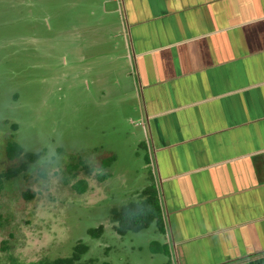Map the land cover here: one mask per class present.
Listing matches in <instances>:
<instances>
[{
    "label": "crops",
    "instance_id": "0c3cea01",
    "mask_svg": "<svg viewBox=\"0 0 264 264\" xmlns=\"http://www.w3.org/2000/svg\"><path fill=\"white\" fill-rule=\"evenodd\" d=\"M28 3L129 106L147 173L128 202L159 206L144 264H264V0Z\"/></svg>",
    "mask_w": 264,
    "mask_h": 264
},
{
    "label": "rangeland",
    "instance_id": "374dc122",
    "mask_svg": "<svg viewBox=\"0 0 264 264\" xmlns=\"http://www.w3.org/2000/svg\"><path fill=\"white\" fill-rule=\"evenodd\" d=\"M29 4L0 0V172L27 162L7 154L9 140L40 153L0 185V264L70 255L78 240L89 244L81 258L93 264H144L155 235L118 233L112 218L146 182L138 139L123 119L129 106L118 107L119 94L102 95L96 79L81 80L98 65L85 69L62 21H42L44 11ZM100 224V236L87 232Z\"/></svg>",
    "mask_w": 264,
    "mask_h": 264
},
{
    "label": "trees",
    "instance_id": "16d2710c",
    "mask_svg": "<svg viewBox=\"0 0 264 264\" xmlns=\"http://www.w3.org/2000/svg\"><path fill=\"white\" fill-rule=\"evenodd\" d=\"M6 151L11 157L23 153L27 157V162H24L23 164L16 167H10L8 170L0 172V185L2 184L4 178H10L17 175L19 172L26 169L28 162H33L40 156L39 151H24L22 145L15 140H9L7 142ZM105 175L106 173L103 174L101 178L103 179ZM74 186L77 190L83 191L86 188V183L83 179H79ZM149 189L150 188H148L146 191ZM153 196H155L154 192ZM154 198L153 201L151 200V197L144 202L130 201L123 205L121 209L113 210L112 218L116 222V231L118 233L124 234L129 230L139 231L142 228L148 226L159 215L158 202ZM102 231L103 226L101 224L96 227H90L87 230V232L92 236H100ZM89 248L90 247L88 243L78 240L74 244L70 255L57 256L51 259H42L35 263L29 262L27 264H93L92 258H89L88 261H85L81 258L82 255L89 250ZM102 264L109 263L103 261Z\"/></svg>",
    "mask_w": 264,
    "mask_h": 264
}]
</instances>
